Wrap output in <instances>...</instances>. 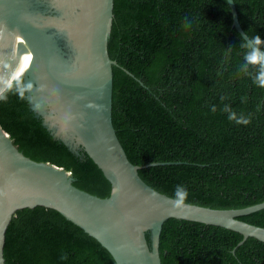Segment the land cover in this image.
Returning <instances> with one entry per match:
<instances>
[{"label": "trees", "instance_id": "trees-1", "mask_svg": "<svg viewBox=\"0 0 264 264\" xmlns=\"http://www.w3.org/2000/svg\"><path fill=\"white\" fill-rule=\"evenodd\" d=\"M234 2L249 37L264 39V0ZM113 13V125L132 162H164L140 167L141 178L174 197L181 185L185 201L211 207L264 200V87L254 82L259 65L242 69L248 49L228 1L114 0ZM0 125L24 154L70 170L84 190L110 194L111 182L90 155L52 134L31 108L22 76L0 96ZM238 217L264 226V208ZM242 237L169 217L160 232L161 264H264V241L248 236L238 244ZM3 257L4 264H116L95 237L44 205L11 216Z\"/></svg>", "mask_w": 264, "mask_h": 264}, {"label": "water", "instance_id": "water-1", "mask_svg": "<svg viewBox=\"0 0 264 264\" xmlns=\"http://www.w3.org/2000/svg\"><path fill=\"white\" fill-rule=\"evenodd\" d=\"M227 1L232 26L247 40L234 0ZM55 2L59 10L48 12L33 0H0V96L22 76L31 108L52 134L90 155L111 192L99 196L76 186L70 170L24 154L0 125V264L11 216L36 205L54 208L82 227L116 264H161L160 232L169 217L236 230L243 235L238 244L248 236L264 241V226L238 217L264 208V200L236 208L188 201L176 206L174 196L141 178L140 167L164 162H132L112 122V66L118 63L108 39L114 0Z\"/></svg>", "mask_w": 264, "mask_h": 264}, {"label": "clouds", "instance_id": "clouds-1", "mask_svg": "<svg viewBox=\"0 0 264 264\" xmlns=\"http://www.w3.org/2000/svg\"><path fill=\"white\" fill-rule=\"evenodd\" d=\"M191 26V21H186L184 27L188 28ZM261 45H264V39L261 38L259 34L250 37L246 42L241 43V47L248 49L245 53L244 60L245 64L242 69H246L247 65H259V72L254 77V82L258 85L264 87V50H262ZM232 117H230L231 119ZM238 123H249L248 120H239ZM188 197V191L185 187L178 185L175 189V205H182Z\"/></svg>", "mask_w": 264, "mask_h": 264}, {"label": "flooded vegetation", "instance_id": "flooded-vegetation-1", "mask_svg": "<svg viewBox=\"0 0 264 264\" xmlns=\"http://www.w3.org/2000/svg\"><path fill=\"white\" fill-rule=\"evenodd\" d=\"M55 0H33V3L36 4V6L39 9H44L46 8L48 10V12H52L53 10H59V6L57 5V3H54Z\"/></svg>", "mask_w": 264, "mask_h": 264}]
</instances>
